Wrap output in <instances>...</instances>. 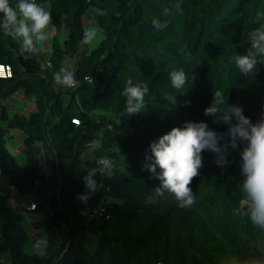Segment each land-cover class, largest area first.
Returning <instances> with one entry per match:
<instances>
[{
	"label": "trees",
	"instance_id": "trees-1",
	"mask_svg": "<svg viewBox=\"0 0 264 264\" xmlns=\"http://www.w3.org/2000/svg\"><path fill=\"white\" fill-rule=\"evenodd\" d=\"M36 2L47 5L57 31L66 36L53 39L48 63L41 64L24 54L18 38L0 30V66L10 70L9 75L0 71V169L18 194L47 203L48 230L58 233L59 242L45 259L28 253L22 215L0 187V264H264V230L241 214L243 144L228 149L225 167L217 166L215 153L202 152L203 167L189 185L195 195L189 208H179L167 190L158 195L161 182L144 167L150 163V143L173 127L202 121L214 131H228L204 115L216 90L241 106L252 123L261 119L264 62L245 77L235 57L247 54L249 34L264 24L256 21L264 0ZM177 3L182 14L174 9ZM91 15L101 39L89 49L81 41L85 17ZM154 18L167 27L156 30ZM61 68L75 71L78 87L55 83L53 74ZM180 69L189 81L176 90L169 73ZM129 79L147 84L149 94L143 112L125 117L122 90ZM18 91L35 99L37 109L29 116L10 115L8 100ZM13 128L24 134L23 164L6 143ZM35 143L45 149L57 175L56 192L33 156ZM105 156L113 159V169L93 177L98 190L84 203L77 199L88 192L83 177ZM101 200L103 214L90 219L89 209Z\"/></svg>",
	"mask_w": 264,
	"mask_h": 264
},
{
	"label": "clouds",
	"instance_id": "clouds-1",
	"mask_svg": "<svg viewBox=\"0 0 264 264\" xmlns=\"http://www.w3.org/2000/svg\"><path fill=\"white\" fill-rule=\"evenodd\" d=\"M174 9L182 14L179 3L174 5ZM97 12L101 16L106 14L105 10ZM0 14H3L0 17V30L6 36L18 38L23 52L34 54L38 51L37 45L49 39L50 33L46 30L52 26V15L36 0H16L15 4L12 0H0ZM169 14L170 9L165 8L164 15ZM261 20H264V12H257L256 21ZM152 24L158 31L167 27V22H161L159 18H154ZM98 34L97 27L85 28L81 43L93 44ZM249 42L250 50L247 54L235 57L236 67L245 77L255 74L258 62H264L257 59L264 58V24L249 34ZM53 79L57 85L65 88L78 87L74 70L61 68L53 74ZM169 79L176 90L184 89L189 81L182 69L171 71ZM148 94L147 84L133 83L129 79L127 86L122 90V95L126 98L122 115L131 117L143 112L145 97ZM170 99L175 102L174 97ZM204 115L213 117V124L227 125L228 131L220 133L210 129L205 122L189 121L185 122L183 127H173L158 140L150 143L151 156H146L150 163L144 167L151 173L152 178L161 182V187L155 190L156 193L162 195L163 190H167L178 201L179 208L191 207L195 202V195L189 185L203 167L202 152L207 150L215 153L217 166L225 167L229 163L228 149L235 150L243 144L240 155L241 172L245 179L240 187V208L245 211L241 214L247 215L252 225L264 230V114L260 120L252 123L250 118L243 114L241 106L229 104L224 92L216 90L211 106L204 109ZM220 141L225 143L221 144ZM97 163L98 167L88 169V174L83 177L88 192L78 195L77 199L84 203L98 190L97 181L93 177L98 172L101 175L110 174L111 164L108 159L101 158ZM157 168L160 169L159 172ZM48 247L47 235L41 236L33 245L35 254L40 257L46 255Z\"/></svg>",
	"mask_w": 264,
	"mask_h": 264
},
{
	"label": "crops",
	"instance_id": "crops-1",
	"mask_svg": "<svg viewBox=\"0 0 264 264\" xmlns=\"http://www.w3.org/2000/svg\"><path fill=\"white\" fill-rule=\"evenodd\" d=\"M16 0H12V3L15 4ZM45 9L47 10V5L44 4ZM86 18V17H85ZM86 25L89 27H97V24L94 20V15H91V19L87 17ZM85 26V27H87ZM50 33L49 39L42 44L37 45L38 51L33 53L24 54L33 62L44 64L50 58L52 53V43L55 37L58 40L63 41L66 34L63 31H57V27L52 20V26L47 29ZM101 32H99L97 41L101 39ZM95 40V42H96ZM48 63V62H47ZM18 103L16 104V102ZM9 112L10 115H13L15 112H20L26 116H29L31 112L37 109L35 104L34 97L26 96L22 91L15 92L12 94L8 100ZM24 134L17 128H13L9 131L6 137V143L9 150L15 155L16 160L23 164L26 162L27 156L24 152L25 144L23 143ZM33 156L34 158L41 163L42 166L46 169V173L49 179V184H53L54 188L58 186L57 175L52 171L50 166V161L45 149L40 143L33 144ZM3 188V187H2ZM6 193L9 195L8 203L16 211L22 215V224L29 235L28 243L25 246V250L28 253H35L33 245L39 236L47 235L49 241V247L47 248V253L44 257L47 258L52 254L56 245L59 242L58 233L54 229L48 230V225L46 222L48 216V205L45 201H41L39 197H35L31 194L20 195L15 189L7 190ZM29 201H35L39 204L36 211H29L27 206ZM42 207V208H41ZM31 251V252H30Z\"/></svg>",
	"mask_w": 264,
	"mask_h": 264
},
{
	"label": "built area",
	"instance_id": "built-area-1",
	"mask_svg": "<svg viewBox=\"0 0 264 264\" xmlns=\"http://www.w3.org/2000/svg\"><path fill=\"white\" fill-rule=\"evenodd\" d=\"M0 71L5 75V74H10V70L7 69L5 70L2 66H0ZM74 122H78L77 120H74ZM103 158H106L109 160L110 164H111V170L113 169V159L110 157V156H105ZM40 166L43 170V166L42 164L40 163ZM110 170V171H111ZM0 187H3L4 189L6 190H11V189H14V187L9 183V181L6 179V177L4 175H2L1 173V169H0ZM39 204L35 201H29L28 203V210L29 211H36L37 208H38ZM105 210V203L103 200L99 201L96 205H94L93 207H91L89 209V218L90 219H98L104 212Z\"/></svg>",
	"mask_w": 264,
	"mask_h": 264
},
{
	"label": "rangeland",
	"instance_id": "rangeland-1",
	"mask_svg": "<svg viewBox=\"0 0 264 264\" xmlns=\"http://www.w3.org/2000/svg\"><path fill=\"white\" fill-rule=\"evenodd\" d=\"M89 18L91 19V16H89ZM86 22H87V16H86V18H85V26H87V25H86ZM88 27H89V26H87L86 28H88ZM98 30H99V32H100V29H99V28H98ZM98 43H99V41H97V40H96V42L94 41L93 44L88 45V46H89V49H91V48H93V47H96V46L98 45ZM67 63H68V62H67ZM17 103H18V101L16 102V104H17ZM94 113L97 114V113H101V112H100L99 110H95ZM97 143H98V141L96 140V141H94L93 144H97ZM45 168H46V167H45ZM45 168H43V170L46 172V169H45ZM57 184H58V182H57ZM50 185H51L52 188H54V185H53V184H50ZM54 189H55V192H56V190L58 189V187L56 186ZM6 191H7V190L4 189V188L1 190V192H3V193H5ZM41 201H42V200H41ZM96 204H97V203H96ZM96 204H95V205H96ZM41 208H42V207H41ZM30 252H31V251H30Z\"/></svg>",
	"mask_w": 264,
	"mask_h": 264
}]
</instances>
